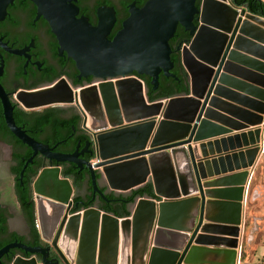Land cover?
Listing matches in <instances>:
<instances>
[{
	"label": "water",
	"instance_id": "1",
	"mask_svg": "<svg viewBox=\"0 0 264 264\" xmlns=\"http://www.w3.org/2000/svg\"><path fill=\"white\" fill-rule=\"evenodd\" d=\"M14 1L0 0V22ZM31 1L80 77L98 81L73 87L62 78L14 100L27 111L77 106L96 159L82 161L78 150L55 153L30 137L16 124L13 101L0 84L6 125L33 151L25 167L41 154L86 166L103 199L97 175L111 191L152 183L155 195L136 198L125 217L97 207L70 214L73 185L51 165L34 183L42 239L66 264H239L252 198L248 179L262 150L264 17L231 0H201L200 7L197 0H148L110 40L112 23L95 27L79 18L75 0ZM179 25L190 36L176 49L188 92L152 102L134 73L150 77L153 90L161 73L176 77L170 40Z\"/></svg>",
	"mask_w": 264,
	"mask_h": 264
},
{
	"label": "flooded vegetation",
	"instance_id": "2",
	"mask_svg": "<svg viewBox=\"0 0 264 264\" xmlns=\"http://www.w3.org/2000/svg\"><path fill=\"white\" fill-rule=\"evenodd\" d=\"M251 1L264 2V0H231L234 5L246 8L248 12H250L248 7ZM147 2L148 0H75L74 4L79 11L78 17L87 18L93 26L112 23L108 34V38L112 40L121 31L123 23L130 17L132 11L143 8ZM197 4L200 7L201 0H197ZM189 38V33L179 25L171 40L177 43V49L181 43ZM176 49L174 52H177ZM174 70L175 66L170 72L176 77L166 76L164 85L161 86L159 83L158 88L154 90L155 92L159 91L160 88L164 92L171 87L173 82L170 79L178 81L180 84L183 83L182 77L179 78ZM162 74H160L159 79ZM141 77L139 78L146 84L143 78L146 76ZM62 78H66L73 87H85L98 81L92 75L80 77L75 61L62 49L49 22L39 13L34 2L15 0L9 6L4 20L0 22V84L13 101L14 113L16 111L18 118L21 119L18 126L36 141L49 146L55 153L73 154L78 150L82 152L79 157L82 161L93 163L96 158L92 134L84 128V114L77 106L48 107L55 109V114L51 117L48 116L49 114L47 115L50 117L49 123L42 127H36L33 123V113L45 114L44 111L48 108L27 111L14 100L15 94L20 91L51 87ZM1 116L0 113V124ZM76 116H79L81 120L77 126H73V130L77 132V135L85 133L89 137L90 145L87 146L86 144V146L73 149L75 137L62 141V132L65 129V126L62 128V119L71 121ZM10 141V137L4 136L0 131V146L7 148V152L2 157L5 170H0V264H16L18 258L26 260L36 258L38 264H66L52 245L42 239L38 222L34 183L41 171L51 165L59 166L63 177H65V171L71 167L78 171L79 175L85 176V179L80 180V182L68 178L74 189L73 206L70 214L91 207H97L106 212L109 211L105 207H110L122 212L123 204L129 210L132 202L127 200L133 195V192L117 193L111 191L100 175H97L98 188L106 197L103 199L101 194L94 191L91 175L86 166H79L70 162L57 163L41 154H37L33 158V162L25 167L33 153L26 158L30 148L18 147V144ZM62 145H66L64 150H62ZM17 153L21 154L20 158L16 156ZM20 167L22 168L20 174H15L14 169ZM9 180L13 182L14 203L3 201V184L10 182ZM18 190H21L22 194L28 193L30 199L27 205L20 203ZM12 245H23L33 249L40 248L42 252L38 251L32 254L21 247H11ZM8 247L11 248L2 253Z\"/></svg>",
	"mask_w": 264,
	"mask_h": 264
},
{
	"label": "trees",
	"instance_id": "3",
	"mask_svg": "<svg viewBox=\"0 0 264 264\" xmlns=\"http://www.w3.org/2000/svg\"><path fill=\"white\" fill-rule=\"evenodd\" d=\"M198 5V4H197ZM249 11L252 14L264 17V2H256V1H251V3L249 4L248 7ZM170 45L172 47L173 50L176 49V45L177 43L173 42V40L170 41ZM172 61L174 62V66H175V72L177 73L178 77H182L183 83H179L178 81L175 80H171V82H173L172 86L167 88L166 91L162 92L161 88L159 91H154L153 90V86L151 84V78L146 76L143 77L146 81V85L148 87V93H149V98L150 101H156L159 99H164V98H171L173 96H177V95H181V94H185L188 92V85H187V78H186V73L181 65V59H180V54L178 52H174L172 55ZM134 75L136 76H143V75H138L137 73H134ZM142 78V77H141ZM166 81V76L164 74L161 75V78L159 79V83L161 86L164 85V82ZM44 112H46L45 114H42L40 112H34L33 116H34V125L37 127H42L43 125H46L47 123H49V118L55 114V109L53 108H48L46 109ZM0 113H1V124H0V131L4 136H9L11 141L13 143H16V145L18 144V147H24V148H28L27 145H25L24 143H22L17 137H15L12 132L8 129L5 121H4V117L2 114V105L0 103ZM49 114V115H48ZM50 117H48V116ZM55 118V116H53ZM14 119L16 121V124L18 125L21 122V119L18 118V115L16 114V111L14 113ZM80 117L76 116L73 120L71 121H65L62 119V128L65 129L62 132V141L63 140H70L72 137H75L76 140L74 141V144L72 146V148H76V147H83L86 146V144L89 142V137L84 133L82 135H77V132L75 130H73V126H77L78 122L80 121ZM10 141V142H11ZM66 147V145H62V150H64ZM32 149H29V153L26 155L27 157H30L32 155ZM16 156L18 158L21 157V154H16ZM21 167L19 169H14V173L19 175L21 172ZM64 176L66 178H72L78 182H80V180L85 179V176L83 175H79L78 171L74 170V168H69L68 170L65 171ZM143 196H151V197H155L154 195V191H153V185L152 183L147 184L146 186H144L141 189H138L136 191H133V195L131 197H129V199L127 200L128 202H133L136 198L138 197H143ZM18 197H19V201L22 205H27L28 201H29V196L28 193L27 194H22L21 190H18ZM113 198V197H111ZM122 202V201H120ZM107 211L112 212L114 214H116V216L118 215L119 217H125V216H129L130 212L127 208L126 205H122V212H118L116 211L115 208H110V207H105ZM244 258V255L243 257Z\"/></svg>",
	"mask_w": 264,
	"mask_h": 264
},
{
	"label": "rangeland",
	"instance_id": "4",
	"mask_svg": "<svg viewBox=\"0 0 264 264\" xmlns=\"http://www.w3.org/2000/svg\"><path fill=\"white\" fill-rule=\"evenodd\" d=\"M5 152H7V148L5 146H0V163L2 164L0 167L1 171L5 170V164L2 159ZM258 172V184H263L264 186V160L259 165ZM9 181L10 182L3 184V201L14 203L15 198L12 190L13 182L11 180ZM259 192L261 197H256L255 200H251L249 203L250 208L248 213V221L250 228H252L253 218L260 221L258 230L260 236L255 240V242L246 245L244 258H242V264H264V187H262ZM254 213H258V216L255 217ZM249 232H251V229Z\"/></svg>",
	"mask_w": 264,
	"mask_h": 264
},
{
	"label": "crops",
	"instance_id": "5",
	"mask_svg": "<svg viewBox=\"0 0 264 264\" xmlns=\"http://www.w3.org/2000/svg\"><path fill=\"white\" fill-rule=\"evenodd\" d=\"M262 141H263V135H262ZM262 146V144H261ZM264 160V150L260 151L259 152V155L257 157V165L252 173V170H251V173H250V177L248 179V182L250 183L249 185V195L247 198L249 200V198L252 196L251 200H255L256 197H261L260 195V189L263 186V184H258V179H259V172H258V167L259 165L262 163V161ZM230 175V174H228ZM250 202V201H249ZM249 202L247 201L246 203V216L244 218V229H243V239H242V243H241V249H240V258H239V264H242V257L245 253V250H246V245H249L253 242H255V240L260 236V233H259V224H260V221L253 218V221H252V228H250V224H249V221H248V213H249V209H248V204ZM255 214V217L258 216V213H254ZM116 215V214H115ZM118 216V215H117ZM119 217V216H118ZM251 229V232H249V230ZM246 240V242H245Z\"/></svg>",
	"mask_w": 264,
	"mask_h": 264
},
{
	"label": "built area",
	"instance_id": "6",
	"mask_svg": "<svg viewBox=\"0 0 264 264\" xmlns=\"http://www.w3.org/2000/svg\"><path fill=\"white\" fill-rule=\"evenodd\" d=\"M260 127L262 129V135H263V141H262V151H263L264 150V121Z\"/></svg>",
	"mask_w": 264,
	"mask_h": 264
}]
</instances>
